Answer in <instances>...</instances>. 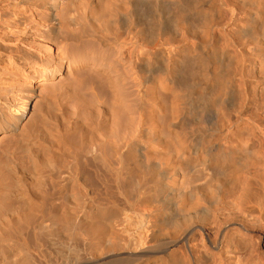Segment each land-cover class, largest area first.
Returning <instances> with one entry per match:
<instances>
[{"label":"bare ground","instance_id":"1","mask_svg":"<svg viewBox=\"0 0 264 264\" xmlns=\"http://www.w3.org/2000/svg\"><path fill=\"white\" fill-rule=\"evenodd\" d=\"M224 6L264 76V0H0V264L256 261L264 122Z\"/></svg>","mask_w":264,"mask_h":264},{"label":"rangeland","instance_id":"2","mask_svg":"<svg viewBox=\"0 0 264 264\" xmlns=\"http://www.w3.org/2000/svg\"><path fill=\"white\" fill-rule=\"evenodd\" d=\"M224 8H225L224 12L225 11L226 12L223 14V16H224L223 19H220L218 21L219 23L217 25L220 24L218 26V29L221 28L223 30V32L225 34H227L225 36V34L222 33L223 39L226 38V40H228V38H229V40H231V41L233 40V42L235 43L236 38L232 37L233 34H231L232 32L230 30V28L232 27V23H230V22L234 21V17H235V15L237 16V14L239 15V19H241V20L243 19V17L245 15L241 11H239V12L235 11L236 12V14H235V12H232L229 7L227 8L226 6H224ZM226 9H228V10H226ZM225 14L227 15V17ZM226 29L228 31H230L231 33L226 31ZM228 35L231 37H229ZM224 40H222V42H227L226 40L225 41ZM229 40H228V42H229ZM237 41H238V39H237ZM233 42H230L232 44L231 46L234 48V51L237 50L236 52H241V54H240L241 60L244 64L241 71L238 69H236L234 71L235 78H236L237 82L239 83V89H241L240 93L243 91L242 94H240L241 96L239 95L240 98L238 99V103L239 102L240 103H239V105L237 104L238 107L236 106V111L240 112L241 116H243L242 118H244V117H247V115L250 114L252 111H254L255 107H257L258 116L256 117V119L259 122L263 123L264 122V99L262 98L259 90L257 91V87H259V86L264 87V76H259V73L257 72V70H255V68H252V62L254 61V59L251 56H250V58L248 57L249 56L248 48L251 47L250 44L248 42H244V40L242 43H241V41H240V43L236 42V45H233L234 44ZM238 50H240V51H238ZM249 53H250V49H249ZM251 58L253 61L251 60ZM240 84H242V86H240ZM254 89H256V94H254ZM252 92H253V94H252ZM243 105H245L244 108H243ZM246 108H248V109L243 111ZM236 111L235 110L231 111L232 112L231 114H234ZM232 116H234V115H232ZM232 116H231V118H233ZM248 123L250 124V126H252V123L250 120L248 121ZM241 176H243V175H241ZM240 178H241V181H238L239 183L242 182V179H243L242 177H240ZM238 186H240V185L237 184V187ZM237 187H235L233 192L230 193V196L228 194L227 195L228 197L226 195L224 197L223 196L220 197L221 198L220 199L221 205L225 203L224 200L229 199L230 197H233L234 195H236V192L238 193L239 187L238 188ZM262 216H263V218L258 217L257 218L258 220L254 219L251 223L250 228H249V231L254 233V237H252V238L247 237L245 239V245L239 244L236 247L237 248L236 252L238 250L239 253H241L242 258H244V262H247V260H245V259L250 258L251 254H252V253H250L251 247H252V245L250 243L253 244V243L257 242L258 245L256 246V248L257 247L258 248H257V251H255L257 254V257L255 258L256 261L251 260L250 262H248L246 264H264V215H262ZM228 243L230 244V242H228ZM222 249L223 250H222L221 255H220L221 257L218 254H215L207 260L204 259V257L200 256V254H197V256L194 257L195 264H234V261H231L230 263L224 261V258L233 257L234 253H232V251H229L230 248L227 246H224Z\"/></svg>","mask_w":264,"mask_h":264}]
</instances>
